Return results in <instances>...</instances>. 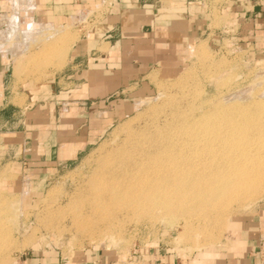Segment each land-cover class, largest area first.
<instances>
[{
    "label": "rangeland",
    "instance_id": "obj_1",
    "mask_svg": "<svg viewBox=\"0 0 264 264\" xmlns=\"http://www.w3.org/2000/svg\"><path fill=\"white\" fill-rule=\"evenodd\" d=\"M7 1L13 13L0 18V49L10 54L15 83L40 86L64 67L78 30L90 29V14L50 29L32 22L20 26L17 7H26L30 1ZM192 1L202 13L205 33L178 50L168 44L160 51L163 62L152 66L153 71L138 84L89 102L82 128L90 136L87 147L65 166H42L41 151L33 152L34 160H30L27 150L52 144L50 133L70 111L64 104L67 99L35 96L28 105L18 103L19 117L26 124H16L15 138L0 137V264H21L27 253L42 250L71 261L83 248L98 249L120 261L162 249L179 263L195 264L231 249L243 237L251 238L264 221V175L251 181L249 192L216 208H194L188 203L186 207L178 195L170 194L177 188L176 181L140 185L137 178H125L132 181L123 182L127 184L124 201L122 197L105 205V200L103 206L93 205L95 198L90 196L95 182L103 180L112 166L127 163L126 175H133L135 169L129 167H138L144 153L158 156V163L170 157L177 166L198 164L192 173H207L202 165L212 163L218 143L199 148L196 142H203L206 127L216 119L231 121L229 126L239 129L241 143H262L257 152L261 165L252 175L264 171V141L257 138V134L264 137V18L252 24L238 19L235 8L245 3L247 7L249 0ZM52 103L55 117L50 122ZM24 125H30L29 129L24 130ZM25 133L31 143L24 147ZM167 165L170 168L173 163ZM119 167L115 168L118 174L123 170ZM152 188L155 194L149 196ZM186 193L190 196L189 188ZM164 194L170 197L162 206ZM182 198L192 200L186 194Z\"/></svg>",
    "mask_w": 264,
    "mask_h": 264
},
{
    "label": "crops",
    "instance_id": "obj_2",
    "mask_svg": "<svg viewBox=\"0 0 264 264\" xmlns=\"http://www.w3.org/2000/svg\"><path fill=\"white\" fill-rule=\"evenodd\" d=\"M27 1L30 2L26 7H17L20 26L32 22L50 29L90 14L87 18L90 29L87 32L83 28L78 30L80 34L66 55L64 67L45 78L40 86L29 82L15 83L10 54L0 49V137L14 136L12 130L18 126L16 124L21 121L26 124V119L19 117L22 115L20 101L28 105L35 96L44 100L67 99L64 104L70 106V111L60 117L57 130L50 133L52 144L41 143L36 149L31 146L27 150L30 160H34L33 152L39 149V159L44 162L41 165L55 169L75 160L86 149L90 136L82 128L89 102L138 84L153 71L152 66L163 62L160 51L168 44L178 50L183 43L195 41L205 33L201 30L202 13L192 0ZM248 4L235 8L238 19L251 24L262 20L264 0H249ZM11 11L9 2L0 0V15ZM54 117L53 106L50 122ZM24 126V130L30 127ZM27 136L25 133L22 137L24 147L31 143ZM250 237H243L231 249L195 264H258L257 252L264 245V221ZM21 264L191 263H179L162 249L153 253L140 252L120 261L98 249L83 248L71 261L63 259L57 252L42 250L27 253Z\"/></svg>",
    "mask_w": 264,
    "mask_h": 264
},
{
    "label": "bare ground",
    "instance_id": "obj_3",
    "mask_svg": "<svg viewBox=\"0 0 264 264\" xmlns=\"http://www.w3.org/2000/svg\"><path fill=\"white\" fill-rule=\"evenodd\" d=\"M17 3H18V1H17ZM13 6H14V1H13ZM16 6H17V4H16ZM14 11H15V9H14ZM12 13H13V11H12ZM14 14H15V12H14ZM11 15H13V14H11ZM0 18H1V20H5L4 19L5 17L2 15ZM8 18L9 17H7V19ZM11 18L12 17H10L9 19L11 20ZM13 19H15V16H13L12 20ZM8 22H10V21L8 20L7 24H8ZM12 23H13V21H12ZM12 23H11V26L15 25ZM30 24H32V23H30ZM11 26L9 28H12ZM9 28H8V30L6 29L7 32H9ZM28 28H29V26H28ZM42 29H44V28H42ZM28 31L25 34L26 35L25 38L28 37L27 36ZM38 32L40 33V31H38ZM17 33H18V31H17ZM22 33L20 32V34H22ZM35 33L37 34L36 30H35ZM29 35H32V33L30 31H29ZM23 38H24V36H23ZM216 120L217 121H215V123L212 122L209 125L210 127H208V126L206 127L208 135L207 136L203 135V138H202L203 142H198V141L196 142V145H198L199 148L203 145H208V147L211 148L213 145H217V143H218V146H217L218 149L215 151V154L213 155V158L210 161L212 163H210L208 165L207 164L202 165V166H206L203 168L206 171L208 170L207 173H203L200 175L192 173L193 167L199 166L198 164L192 163V164H190V165L188 164L186 166H184V164L183 165L179 164L178 166H180V167H178L177 163H175L170 157H166V159L163 162L160 161L158 163L157 158H156L158 156H156L154 154H152L154 156H151L150 153H148V154L144 153V155L142 156L143 158L141 157V155L139 156L140 159L138 160V163H139L138 167H136L134 165H133V167L132 166L129 167L130 170H131V168L135 169V172L133 175L132 174H130V176H129V174L126 175L127 173L125 172V168H127V166H129V165H127L126 162H125L126 163L125 165H124V163H122L123 165H121L120 167L118 166L120 168L119 170H122L121 167L123 168V170L120 171L121 173H119V174L117 173L118 170L115 169L118 167L114 168L112 166V169H110L111 171H109V169H108L107 173L105 170L107 167L105 169H103V171L105 170L104 173H106V176H104L105 178L103 180H101L100 182L98 179L97 181L99 183L97 184L95 182V184H94L95 186H93V189L91 191L90 196H93V198H95L93 201L96 202V203L92 202V203H94L93 205L103 206V203L105 202V200H107L105 203V205H106L107 202L113 203V202H116L117 200L121 199L122 197H123L122 199L124 201V194H126L125 190L127 189L124 187L127 184L123 185L125 178H132V180L137 178L135 181H139L140 185L142 183L147 184V185H153V183H156V185H157V182L159 183L158 184L159 186L162 183L164 185H168V184L170 185L171 183H174L176 181V183L178 184V185H176L177 188H176V190H174V192H170V194L173 195V193H174L175 194V195H173L174 197L178 195L180 197L179 202L181 201L182 203H184L186 207H188V204H190V207H194V208H205L207 206L208 207L210 206L211 208H216V206H219L220 204L224 203L226 200L237 199L241 194L249 192L250 189H248V187L252 185L251 181L254 180L255 178L261 176V175H264V173H263L264 171H260L262 173L256 172V174L252 175V171H254V169H258L261 165L260 160L262 158H261V155H259V153L257 154V152L262 149L261 148L262 143L256 142L252 145H248L245 142L241 143L240 138H239V133H238L239 129H237L234 126L230 127L229 124H231V121H229L228 119H224V120L223 119L222 120L216 119ZM219 129H222V130H219ZM195 135L193 132L192 136H194V138L191 139V140H193V143H194V141H196ZM262 136H263V134L261 135V137L259 136V134H257V138L264 141V137H262ZM194 146H195V144H193V148H194ZM255 154H257V155H255ZM163 157H161V158H163ZM175 160L177 161V159H175ZM207 160L208 159H206V161ZM171 162L173 163V165H170V168H169V165H167V163H171ZM162 163H164V165ZM113 164L111 163L109 166H111ZM109 166H108V168H110ZM112 170H114V171H112ZM184 170H188V172H184ZM127 172H128V170H127ZM185 173H188L187 177H184ZM132 180L126 179L125 182L129 181V183H131L130 181H132ZM121 185H122V187H121ZM146 187H148V186H146ZM187 188H189L191 191L190 196H189V193L187 196V193H186ZM149 190H151V188H149L147 191L149 192ZM147 191H146V193H147ZM156 192H157V189H156ZM137 193H139V192H137ZM161 193H159V194H161ZM133 194H134V196L138 195L135 193H133ZM151 194H153V188H152V191H150L149 196ZM154 194H155V192H154ZM154 194H153V196H154ZM167 194H169V193H167ZM185 194H186V198L190 197L192 200H186V199L184 200L182 198V196ZM130 195L131 194H129V196ZM142 195H144V197H145V194H142ZM126 197L127 196H125V198ZM132 197L131 198L127 197V198L130 200V199H132ZM164 197H168V196L166 194H164L163 198L160 200L161 201L160 203L162 206L167 205L166 201H169L170 196L168 198H164ZM176 199H177V197H176ZM163 201H164V203H163ZM121 202H122V200H121Z\"/></svg>",
    "mask_w": 264,
    "mask_h": 264
},
{
    "label": "built area",
    "instance_id": "obj_4",
    "mask_svg": "<svg viewBox=\"0 0 264 264\" xmlns=\"http://www.w3.org/2000/svg\"><path fill=\"white\" fill-rule=\"evenodd\" d=\"M258 264H264V245L257 252Z\"/></svg>",
    "mask_w": 264,
    "mask_h": 264
}]
</instances>
